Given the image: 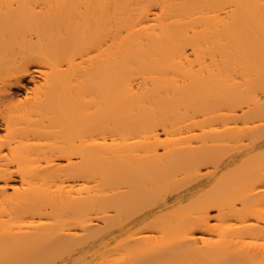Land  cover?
<instances>
[{
    "label": "bare ground",
    "instance_id": "obj_1",
    "mask_svg": "<svg viewBox=\"0 0 264 264\" xmlns=\"http://www.w3.org/2000/svg\"><path fill=\"white\" fill-rule=\"evenodd\" d=\"M11 1L0 264H264V0Z\"/></svg>",
    "mask_w": 264,
    "mask_h": 264
},
{
    "label": "rangeland",
    "instance_id": "obj_2",
    "mask_svg": "<svg viewBox=\"0 0 264 264\" xmlns=\"http://www.w3.org/2000/svg\"><path fill=\"white\" fill-rule=\"evenodd\" d=\"M9 1V0H8ZM11 2H13L12 4L14 5V6H17V0H16V2H15V0H12ZM15 3V4H14ZM34 5H37V4H35L34 3ZM38 68H40L39 70H38ZM42 68L44 69V67L43 66H39V64L38 63H32L31 65H30V71H31V73L35 76V79H37V81H36V84L37 85H40V84H43L44 83V74H43V70H42ZM43 74V75H42ZM43 78V79H42ZM40 82H43V83H40ZM35 82L33 81H26L25 82V84H26V88L29 90V91H27L26 89H20V90H18L17 88H13V92H17L18 91V93H15L17 96L16 97H19V99L21 100V99H23V100H25L27 97L26 96H29V97H33L32 95H34V88H35V84H34ZM28 92V93H27ZM32 92V93H31ZM29 94V95H28ZM7 131H6V128H4V127H0V134H2V135H4V133H6ZM63 162L65 161V160H62ZM18 178V177H17ZM13 184H17V186H20L21 185V183H20V180H14V182H13ZM12 190V188H10V191Z\"/></svg>",
    "mask_w": 264,
    "mask_h": 264
}]
</instances>
